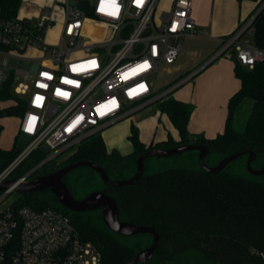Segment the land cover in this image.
Returning <instances> with one entry per match:
<instances>
[{"label":"built area","instance_id":"2783aa9c","mask_svg":"<svg viewBox=\"0 0 264 264\" xmlns=\"http://www.w3.org/2000/svg\"><path fill=\"white\" fill-rule=\"evenodd\" d=\"M0 1L10 4L0 5V89L10 82L11 93L24 100L19 132L30 139L0 181L39 147L48 150V163L167 100L214 59L234 58L248 69L264 63V49L253 40L257 9L220 39L208 63L158 91L150 79L176 62L184 36L197 33L190 0H61L59 22L54 4L33 18L23 14V0ZM27 51L33 54L20 56ZM10 60L18 66L8 68ZM249 254L264 261L262 250ZM0 264H100V253L60 211L6 205L0 208Z\"/></svg>","mask_w":264,"mask_h":264},{"label":"trees","instance_id":"16d2710c","mask_svg":"<svg viewBox=\"0 0 264 264\" xmlns=\"http://www.w3.org/2000/svg\"><path fill=\"white\" fill-rule=\"evenodd\" d=\"M0 5L10 4L0 1ZM253 26L254 43L264 49V8L256 15ZM234 62L240 89L228 102L224 131L214 139L191 136L187 125L192 106L170 97L158 103L157 107L178 131L179 142L168 139L161 145L145 148L132 126L128 139L133 152L129 156H121L116 151H107L100 134L95 133L73 146L72 153L60 167L87 161L106 171L123 162H135L139 155L151 149L188 144L204 145L210 152L223 157L250 151L256 157L264 158V63L248 69ZM10 86L9 82L0 89V102L14 101L16 105L0 108V119L22 117L25 112L24 100L13 95ZM247 99L252 101L251 109L243 129L238 130L234 126V114ZM26 140L29 143L30 139ZM21 151L22 147L17 148L15 144L9 151L0 149V174ZM48 153L46 148H37L8 176L21 178L43 161ZM103 192L116 200L119 215L125 222L152 228L159 235V245L148 264H170L176 257L189 252L199 253L207 264H264V261L249 254L250 248L264 251V179L244 177L225 170L209 174L201 169H169L143 174L134 184L105 188ZM11 205L35 210L50 208L68 216L80 239L99 251L100 264H126L137 254L122 236L112 233L88 213L67 211L56 202L40 196L18 195Z\"/></svg>","mask_w":264,"mask_h":264},{"label":"crops","instance_id":"0c3cea01","mask_svg":"<svg viewBox=\"0 0 264 264\" xmlns=\"http://www.w3.org/2000/svg\"><path fill=\"white\" fill-rule=\"evenodd\" d=\"M190 1L191 16L195 21L197 33L182 38L179 56L176 62L169 66L171 73H174L173 77L178 76L172 80L173 82L208 63L217 52L220 39L231 35L241 22L257 11L262 2V0ZM234 61L226 57L214 59L198 72L192 83L185 84L173 93V99L190 104L193 108L187 125L191 136L199 135L210 140L224 131L228 102L240 89V81L234 73ZM161 77L163 79L165 74L162 73ZM172 81L163 82L167 86ZM153 113L149 119L135 121L136 123L130 116L101 131L100 136L107 151H116L121 156L131 155L133 147L128 137L132 126L136 128L138 139L145 148L161 145L168 139L179 142V133L168 116L160 113L157 105L154 106ZM18 133L19 127L12 146L0 149L11 150Z\"/></svg>","mask_w":264,"mask_h":264},{"label":"rangeland","instance_id":"374dc122","mask_svg":"<svg viewBox=\"0 0 264 264\" xmlns=\"http://www.w3.org/2000/svg\"><path fill=\"white\" fill-rule=\"evenodd\" d=\"M61 3H62L61 0H23L22 11L24 15L26 16L28 15L35 18L39 16V13H41V11L44 10L46 7H52V5L54 4L56 6L55 19L56 21L59 22L61 16H60L59 7H57L58 5L56 4H61ZM57 31L58 29H55V31L52 32L50 36L54 37ZM31 54H33L32 51H27L22 53L20 56L27 57L30 56ZM34 54L37 57L40 56L39 52ZM1 63H2V57L0 56V66ZM17 66H18V61L16 60L9 61L8 68H16ZM162 73L165 74V77L163 79L161 77ZM173 75L174 73L173 72L171 73V69L169 68V66H162L159 72L155 74L150 80L154 83L155 89L161 91L166 86L164 85L165 82L163 81L171 82L172 80L178 77L177 76L174 78ZM162 82L163 84L161 85ZM15 105L16 103L14 101L0 102V108H7ZM251 105H252L251 100L249 99L245 100L242 103L240 110H238V112L234 114V118H235L234 126L236 129L238 130L243 129L244 124L248 118ZM154 106L156 105L153 104L142 110L136 111L131 115L130 118H132L134 122L135 121L139 122L144 119H149L154 114L153 113ZM20 119L21 117H6L1 119L0 121V124L2 126V131L0 133L1 148H10L12 146L14 136L19 127ZM26 139L28 138L23 135L22 136L19 135L15 143V146L17 148L22 147L23 150L28 145ZM72 149L73 147L66 149L59 156L53 159L54 162L52 163L48 162V164H44L43 166L35 170L29 177L34 176L36 174L48 173L60 169L61 163L72 153ZM223 158L224 157L219 154L210 152L204 158L203 162L207 167H214ZM246 161H247V155L241 156L235 159L234 161L230 162L224 168V170L226 172L237 174L240 176L254 178L255 176H252L246 168ZM8 167L9 165L5 168V170ZM261 168H264V158L256 157L251 163V169L259 170ZM169 169H190V170L200 169L198 163V152L188 151L177 156L166 157V158L149 157L144 161L143 174L150 175V174L163 172ZM106 173L109 179L112 181L128 180L132 178L135 174V162L132 161H128L127 163L123 162V164L117 166L115 169L112 167L107 168ZM8 178L11 179V176L10 177L8 176ZM256 178L258 180H262L264 179V176H256ZM64 182L66 183L68 189L75 196V198L78 199H81L82 197L86 196L91 192L101 191L104 188V185L99 179L97 173L86 167L76 168L70 173H68L64 178ZM17 196L18 195L15 192H11L10 194H8L4 198V201L0 204V208L14 203ZM39 196L54 201L53 196L51 194H42ZM88 214H90L94 219L102 222L100 210L91 211L88 212ZM119 220L125 222L124 218L120 215H119ZM152 240L153 238L149 234H138V235L123 237V241L126 242V244L130 245L132 248H134L137 252L148 248L151 245ZM170 264H207V262L205 258L199 253L189 252L176 257Z\"/></svg>","mask_w":264,"mask_h":264},{"label":"water","instance_id":"95a60500","mask_svg":"<svg viewBox=\"0 0 264 264\" xmlns=\"http://www.w3.org/2000/svg\"><path fill=\"white\" fill-rule=\"evenodd\" d=\"M264 8V3L258 8L257 14ZM256 14V15H257ZM188 151L198 152L199 168L209 174H218L224 170V168L235 159L247 155L246 168L252 176H264V168L259 170H252L251 163L256 158V155L250 151H243L234 153L224 157L216 166L207 167L203 160L210 153L208 147L204 145H182L173 148H156L151 149L143 154L139 155L135 160V174L132 178L124 181H112L109 179L106 171L92 163L87 161L76 162L67 166H64L56 171L44 173L35 176L32 179L28 177L39 167L47 162V158L33 167L29 172L23 175L19 179L5 178L0 181V193L1 196L15 192L17 195H29L39 196L42 194H51L54 202H56L61 208L74 212V213H88L91 211L100 210L102 223L112 233L127 237L138 234H149L153 240L151 245L137 252L136 256L128 261L126 264H147L148 260L153 256L156 248L159 245L160 238L157 232L149 227L136 226L129 222H122L119 220V209L116 200L105 194L102 191H95L87 194L82 199H75L72 192L68 189L64 178L68 173L76 168L86 167L96 172L99 179L105 186V188H120L129 186L136 183L143 176L144 161L149 157L166 158L180 155Z\"/></svg>","mask_w":264,"mask_h":264},{"label":"flooded vegetation","instance_id":"af4514ba","mask_svg":"<svg viewBox=\"0 0 264 264\" xmlns=\"http://www.w3.org/2000/svg\"><path fill=\"white\" fill-rule=\"evenodd\" d=\"M62 168V167H61ZM41 174H44V173H41ZM41 174H36V175H34V176H31V177H28V179H32V178H34L35 176H38V175H41ZM105 189V186H104V188L101 190L102 192H103V190ZM73 197L75 198V196L73 195ZM83 198V197H82ZM81 198V199H82ZM75 199H78V198H75ZM150 260V259H149ZM149 260H148V262H147V264L149 263Z\"/></svg>","mask_w":264,"mask_h":264},{"label":"snow or ice","instance_id":"6c2138e0","mask_svg":"<svg viewBox=\"0 0 264 264\" xmlns=\"http://www.w3.org/2000/svg\"><path fill=\"white\" fill-rule=\"evenodd\" d=\"M141 2H142V0H141Z\"/></svg>","mask_w":264,"mask_h":264}]
</instances>
